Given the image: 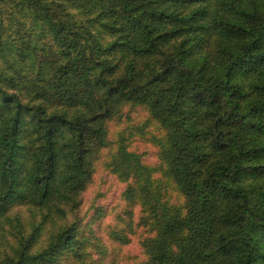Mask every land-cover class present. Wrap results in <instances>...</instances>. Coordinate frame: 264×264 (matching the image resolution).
Returning <instances> with one entry per match:
<instances>
[{
    "label": "trees",
    "instance_id": "16d2710c",
    "mask_svg": "<svg viewBox=\"0 0 264 264\" xmlns=\"http://www.w3.org/2000/svg\"><path fill=\"white\" fill-rule=\"evenodd\" d=\"M99 165L139 264H264V0H0V264H113Z\"/></svg>",
    "mask_w": 264,
    "mask_h": 264
},
{
    "label": "rangeland",
    "instance_id": "374dc122",
    "mask_svg": "<svg viewBox=\"0 0 264 264\" xmlns=\"http://www.w3.org/2000/svg\"><path fill=\"white\" fill-rule=\"evenodd\" d=\"M129 118L132 119L130 122L124 118L122 124H113L110 128L111 136L114 132L126 127L128 123L134 127L141 125L146 120V114L140 110L130 113ZM146 138L145 135L144 137L135 136L129 148L140 155L146 165L155 166L157 164L156 149ZM124 188L125 184L119 182L99 165L91 185L83 196L81 215L85 222L94 224L93 229L107 248L110 254L109 260H112L113 264H139L144 260L139 242L147 234L143 228L135 227L138 220V209L134 210L132 232L125 227L129 221L124 214L126 206L120 199ZM99 211L102 212L100 217L98 216ZM113 228L119 232L123 230L129 237L130 243L126 246H119L112 242L108 237V232Z\"/></svg>",
    "mask_w": 264,
    "mask_h": 264
}]
</instances>
